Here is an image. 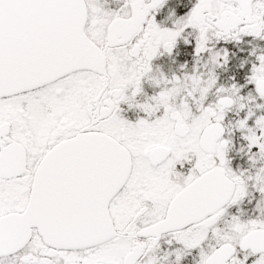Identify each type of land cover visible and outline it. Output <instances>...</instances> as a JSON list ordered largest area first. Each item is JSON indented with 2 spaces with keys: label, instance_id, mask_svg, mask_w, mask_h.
Wrapping results in <instances>:
<instances>
[{
  "label": "snow or ice",
  "instance_id": "6c2138e0",
  "mask_svg": "<svg viewBox=\"0 0 264 264\" xmlns=\"http://www.w3.org/2000/svg\"><path fill=\"white\" fill-rule=\"evenodd\" d=\"M111 2L0 0V264H264V0Z\"/></svg>",
  "mask_w": 264,
  "mask_h": 264
},
{
  "label": "flooded vegetation",
  "instance_id": "af4514ba",
  "mask_svg": "<svg viewBox=\"0 0 264 264\" xmlns=\"http://www.w3.org/2000/svg\"><path fill=\"white\" fill-rule=\"evenodd\" d=\"M194 3H195V0H169L168 5H166L165 8L160 13L157 14V18L160 20L165 19V17L167 16L168 8L169 7H177V6H178V8H177L178 14L183 15L191 9V7L193 6ZM118 6L119 5L116 3V0H112L111 7L115 8ZM167 23L170 25L171 21H167ZM193 40H194V38H193ZM248 40H253V37L252 36L245 37V41H248ZM257 42L261 45H264V40H257ZM232 43L234 44V42H232ZM187 47H191L192 51H194V45L193 46H185L183 44V42H181L180 55L176 57L175 61H173L171 58H169L167 55H165L162 57H157L154 60V65H161V66H163L165 71L172 72V71L179 70V65L181 63H183L184 60L187 59L189 61V66H191V64L194 63V60L192 58L191 52H189L188 54H185L184 49ZM244 47H245V49H250L251 45L245 43ZM245 54H247V51H245L242 55H245ZM233 63H234V65L237 64L238 60L234 61ZM250 64L251 63L249 62L248 66H250ZM240 71L241 70H239V73H241ZM232 74L233 73L230 72L228 75H232ZM241 77H242V75H239L237 78L242 79ZM262 80H264V78L260 79L258 81V83ZM145 87L149 93H152L153 89L150 85L146 84ZM129 115L132 116L133 118H135L134 113L130 112ZM185 264H195V261L193 259V255H190L189 257H187L185 259Z\"/></svg>",
  "mask_w": 264,
  "mask_h": 264
},
{
  "label": "rangeland",
  "instance_id": "374dc122",
  "mask_svg": "<svg viewBox=\"0 0 264 264\" xmlns=\"http://www.w3.org/2000/svg\"><path fill=\"white\" fill-rule=\"evenodd\" d=\"M245 55H247V54H245ZM250 69H251V64H250V66L247 65L245 67V69L240 71L241 72L240 75H242L241 82H243V78H246ZM262 78H264V76H259L258 81ZM234 155H236V159L234 161V166H240L241 164H243V166L247 167V157L246 156L241 157L240 155H237V154H234ZM259 195H260L259 193H255L256 199L259 198ZM245 207L249 210V212H251L255 207V200H253L252 203H250V204H246Z\"/></svg>",
  "mask_w": 264,
  "mask_h": 264
},
{
  "label": "water",
  "instance_id": "95a60500",
  "mask_svg": "<svg viewBox=\"0 0 264 264\" xmlns=\"http://www.w3.org/2000/svg\"><path fill=\"white\" fill-rule=\"evenodd\" d=\"M258 86L264 87V80L260 81V82L258 83Z\"/></svg>",
  "mask_w": 264,
  "mask_h": 264
},
{
  "label": "trees",
  "instance_id": "16d2710c",
  "mask_svg": "<svg viewBox=\"0 0 264 264\" xmlns=\"http://www.w3.org/2000/svg\"><path fill=\"white\" fill-rule=\"evenodd\" d=\"M242 80V79H241Z\"/></svg>",
  "mask_w": 264,
  "mask_h": 264
}]
</instances>
